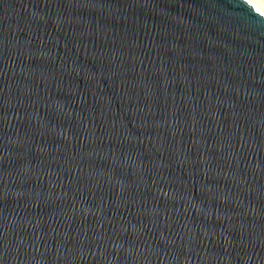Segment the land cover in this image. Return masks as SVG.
Masks as SVG:
<instances>
[{"label":"water","instance_id":"95a60500","mask_svg":"<svg viewBox=\"0 0 264 264\" xmlns=\"http://www.w3.org/2000/svg\"><path fill=\"white\" fill-rule=\"evenodd\" d=\"M0 264H264V10L0 0Z\"/></svg>","mask_w":264,"mask_h":264},{"label":"bare ground","instance_id":"6f19581e","mask_svg":"<svg viewBox=\"0 0 264 264\" xmlns=\"http://www.w3.org/2000/svg\"><path fill=\"white\" fill-rule=\"evenodd\" d=\"M252 1L264 10V0H252Z\"/></svg>","mask_w":264,"mask_h":264}]
</instances>
